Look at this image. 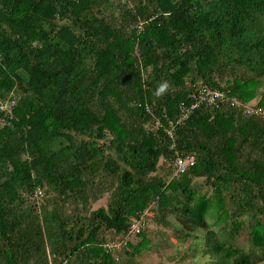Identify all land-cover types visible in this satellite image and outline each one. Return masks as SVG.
Wrapping results in <instances>:
<instances>
[{
    "label": "trees",
    "instance_id": "1",
    "mask_svg": "<svg viewBox=\"0 0 264 264\" xmlns=\"http://www.w3.org/2000/svg\"><path fill=\"white\" fill-rule=\"evenodd\" d=\"M197 82L264 107V0H0V264H118L153 223L204 231L209 264H264V120L196 108L176 128L196 164L161 172L154 123ZM151 204L136 241L105 248Z\"/></svg>",
    "mask_w": 264,
    "mask_h": 264
},
{
    "label": "built area",
    "instance_id": "2",
    "mask_svg": "<svg viewBox=\"0 0 264 264\" xmlns=\"http://www.w3.org/2000/svg\"><path fill=\"white\" fill-rule=\"evenodd\" d=\"M142 24L139 26L140 31L144 29ZM190 102H182L180 105V116L176 122L169 123L164 126L159 119H156L154 126L156 128H162L166 135L171 139L173 154L169 160L168 166L170 168V179H176L185 174L191 167L196 164V156L193 153H187L176 148V128L182 124L192 112L204 105L215 109H221L224 106H230L232 108L242 111L248 117L259 118L264 120V107L258 106L253 103H247L239 99L236 96H232L229 91L210 87L202 82L193 84L192 91L189 94ZM15 101L1 102L0 103V123L8 125L11 123V119L14 118L13 108ZM146 109L151 112V107L146 104ZM43 194L41 188H37L36 196ZM153 204L148 206L144 211L138 213V217L134 218L130 230L121 236L114 237L104 243L105 248L112 250L113 252L120 251L127 247L129 243L137 240L139 234L147 228L149 221H151L154 212L152 210ZM152 222V221H151Z\"/></svg>",
    "mask_w": 264,
    "mask_h": 264
},
{
    "label": "rangeland",
    "instance_id": "3",
    "mask_svg": "<svg viewBox=\"0 0 264 264\" xmlns=\"http://www.w3.org/2000/svg\"><path fill=\"white\" fill-rule=\"evenodd\" d=\"M261 94L256 100L261 98L264 93V83L261 87ZM255 101V102H257ZM164 170L161 169L163 174L169 173V161L165 163ZM161 167V166H160ZM106 203L100 201L96 206ZM218 229V226H214ZM151 246L144 249L134 257L123 255L118 261V264H209L210 256L204 255V234L205 232L199 230L197 237L191 240H184L174 230L173 226H164L154 224L151 228ZM237 244L242 247H248V232L243 231L237 241Z\"/></svg>",
    "mask_w": 264,
    "mask_h": 264
},
{
    "label": "clouds",
    "instance_id": "4",
    "mask_svg": "<svg viewBox=\"0 0 264 264\" xmlns=\"http://www.w3.org/2000/svg\"><path fill=\"white\" fill-rule=\"evenodd\" d=\"M163 91H164V87L161 86V88L158 90L157 94H160V93H162Z\"/></svg>",
    "mask_w": 264,
    "mask_h": 264
}]
</instances>
